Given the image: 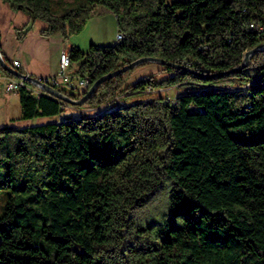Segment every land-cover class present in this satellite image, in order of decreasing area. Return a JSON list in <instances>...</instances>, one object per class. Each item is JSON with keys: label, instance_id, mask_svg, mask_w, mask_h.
<instances>
[{"label": "trees", "instance_id": "16d2710c", "mask_svg": "<svg viewBox=\"0 0 264 264\" xmlns=\"http://www.w3.org/2000/svg\"><path fill=\"white\" fill-rule=\"evenodd\" d=\"M39 18L41 36L80 32L98 6L122 38L70 44L86 76L139 56L161 65L127 82L101 81L80 104L17 92L20 118L98 107L132 93L194 82V92L0 128V264H264V0H3ZM5 61L12 65L4 57ZM5 75L13 74L0 67Z\"/></svg>", "mask_w": 264, "mask_h": 264}, {"label": "rangeland", "instance_id": "374dc122", "mask_svg": "<svg viewBox=\"0 0 264 264\" xmlns=\"http://www.w3.org/2000/svg\"><path fill=\"white\" fill-rule=\"evenodd\" d=\"M69 0H63V2H67ZM92 18L88 25H85L84 28L78 32L69 35L70 44L77 45L81 50L85 51L88 48L90 42L96 44H108L114 41L117 29H116V21L115 16L112 12H109L103 6H98L96 11L91 15ZM29 15L25 9L22 8H11L5 1L0 0V32L2 33V42H5V45L13 48V43L11 39V35L9 32L11 31L14 34V26H22L28 22ZM89 21V19H88ZM45 22L39 18L35 19L30 27V30L33 31L37 28L39 23ZM43 25V26H44ZM57 33V32H55ZM54 34V33H53ZM13 38L15 37L12 36ZM68 37V38H69ZM14 39H17L16 37ZM67 39V38H66ZM77 64L75 62L70 61V70L75 71ZM169 72L164 70L161 64L157 62L147 61L140 63L134 66L129 74L127 75V82H134L140 78L146 77L149 74H154L156 78H162L168 75ZM252 86H260L264 85V73L258 74L252 79ZM57 89H63L66 91L74 92V89L68 88L65 85L59 84L57 85ZM196 90V85L194 82L185 83L178 86H167L156 88L155 91H151V93H132L125 97H121L120 99H115L114 101L108 102L97 109H93L94 107H81L73 109L68 107L65 110L59 111L54 115H49L43 118V121H53L60 120L61 118H68L72 116H77L80 113L84 114H94L98 111L106 110V109H114L115 107L131 102L135 99H145L149 97H154L158 95L162 96H171L181 94L183 92H194ZM41 120V119H39ZM2 177L0 171V179ZM4 186L1 187L0 190V203L4 199Z\"/></svg>", "mask_w": 264, "mask_h": 264}, {"label": "crops", "instance_id": "0c3cea01", "mask_svg": "<svg viewBox=\"0 0 264 264\" xmlns=\"http://www.w3.org/2000/svg\"><path fill=\"white\" fill-rule=\"evenodd\" d=\"M91 19L89 18L86 25ZM43 25V22L39 23L35 30H29L20 40L14 39L15 37H12L14 34L10 31L9 34L11 35L14 49L5 45L4 41L2 42V33L0 32V52L3 58L5 57L10 63L12 59H17L20 65L15 66V68L22 73L35 76L54 74L58 69L60 53L63 50L67 51L70 45V37L64 39L59 32L49 36L39 35L38 29ZM4 75L0 69V128L5 126L20 127L43 121L42 119L45 117L20 118L21 110L18 94L7 92L4 89Z\"/></svg>", "mask_w": 264, "mask_h": 264}, {"label": "water", "instance_id": "95a60500", "mask_svg": "<svg viewBox=\"0 0 264 264\" xmlns=\"http://www.w3.org/2000/svg\"><path fill=\"white\" fill-rule=\"evenodd\" d=\"M258 50H264V43L256 45L255 47H252V48L246 50L244 52L242 62L239 65V67H243L247 63L249 56ZM147 61L157 62L161 65H171V66L176 67V68H183V69L191 70L190 68H188L184 65L177 64V63H174L171 61H167L161 57L139 56V57H136L135 59L131 60L130 62L125 63L121 67H118L112 71H109V72L101 75L90 85V87L87 89V91L81 97H79L78 99H72L68 95H66L65 93H62L61 91H59L57 88L43 82L41 80V76L37 77L35 75L25 74V73H22L21 71H19L17 68L12 67L9 63H7L5 61V59L3 58V56L0 52V67L1 68H3L4 70L8 71L11 74H13L16 77L22 78V79L29 81V82H32V83H35L36 85L40 86L49 95L55 96L59 99H62V100H65V101H68V102L74 103V104L83 103L88 98V96L92 93V91L95 89V87L104 79L110 78V77H112V76H114L120 72H123L127 69L133 68L134 66H136L140 63H143V62H147Z\"/></svg>", "mask_w": 264, "mask_h": 264}, {"label": "built area", "instance_id": "2783aa9c", "mask_svg": "<svg viewBox=\"0 0 264 264\" xmlns=\"http://www.w3.org/2000/svg\"><path fill=\"white\" fill-rule=\"evenodd\" d=\"M122 36V33L117 31L114 40L121 39ZM11 64L12 67H15L20 65V62L17 59H12ZM69 66L70 60L68 53L66 50H63L59 55L57 71L51 75L41 76V80L55 88H57V85L62 84L74 90H84L89 84L88 78L86 76L79 75L74 71H71ZM21 86H26L36 95L40 93L48 94L35 83L26 81L14 75H4V89L7 92L17 93ZM147 91H155V89L148 86Z\"/></svg>", "mask_w": 264, "mask_h": 264}]
</instances>
